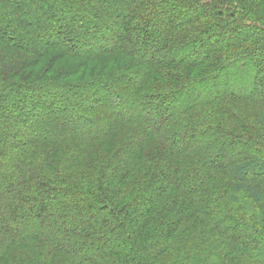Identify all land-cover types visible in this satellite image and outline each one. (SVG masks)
<instances>
[{"label": "trees", "instance_id": "16d2710c", "mask_svg": "<svg viewBox=\"0 0 264 264\" xmlns=\"http://www.w3.org/2000/svg\"><path fill=\"white\" fill-rule=\"evenodd\" d=\"M74 3L86 9L74 23L53 15L59 7L56 13L74 18ZM100 5L0 0V105L35 88V107L46 112L33 118L23 111L24 95L11 108L16 117L6 121L2 110L0 264H264V145L235 162L214 160L223 139L245 140L235 133L242 105L236 104L235 113L228 110L235 100L248 108L259 103L255 124L264 131V62L251 64L256 77L247 93L222 89L204 100L192 91L205 81L215 91L220 76L225 83L233 79L227 72L233 66L242 64L237 79L246 73L243 60L264 58V0H100ZM23 7L35 23L23 20ZM97 37L103 42L97 52L83 55L75 48ZM157 38L156 58L144 60ZM216 40L202 56L192 54ZM105 83L113 84L110 94L134 105L124 116L113 114L116 105L102 104L107 94L86 97V87L103 91ZM52 96L64 100L57 105ZM142 105L163 112L153 129L135 116ZM71 107L77 116L68 121L76 130L64 120ZM60 115L64 118L52 121ZM47 121L43 138L24 135L25 147L12 159L17 170L7 172L1 163L7 131L17 134L30 123L41 129ZM101 124L103 131L97 130ZM208 134L213 138L199 140ZM53 180L72 186L41 194L42 183ZM57 196L63 211L52 223L44 204L56 203ZM69 211L86 218L59 235ZM29 219L35 225L19 222Z\"/></svg>", "mask_w": 264, "mask_h": 264}, {"label": "rangeland", "instance_id": "374dc122", "mask_svg": "<svg viewBox=\"0 0 264 264\" xmlns=\"http://www.w3.org/2000/svg\"><path fill=\"white\" fill-rule=\"evenodd\" d=\"M85 1H89L90 3H92V5H96L98 7H101L100 5V0H85ZM58 3V0H55V4ZM27 7V6H26ZM74 9L71 11V13L74 15V18H70V15L64 13L63 11L60 13H56L57 11V8L59 10V7H54L53 10H54V16H56L57 18L60 19L61 22H67L69 21L70 23H74L76 19H79V16L80 15H85V6H81L79 5L78 3H74L73 5ZM22 10L24 11L25 15L23 16L24 17V21H30V23H35L36 20H38L37 18L35 19H31L32 17V12H28L27 8L23 7ZM169 16V15H168ZM0 21H4V15H0ZM15 23V22H14ZM8 24H11V23H7ZM12 25V24H11ZM104 28H111V26L109 24L107 25H103ZM109 26V27H108ZM15 27V26H14ZM93 27H90L89 30H92ZM109 28V29H110ZM108 30V29H107ZM110 32V33H109ZM109 32H106L105 35H108V38H110L111 36L110 35H114L112 34V31H109ZM13 34L15 35L14 37L17 38V32L16 30L14 29L13 31ZM52 36L50 38H47L48 40H52L51 39ZM53 38L56 39V37L53 36ZM231 36L230 35H227L226 37V41H221L222 43L226 44V43H229V40H230ZM53 39V40H55ZM97 39H99V41H97ZM86 39H84L85 41ZM83 41V44H76L75 48L77 49V51L83 55H88L92 52H97L98 51V48H99V44H101V46L103 45V42H102V37H97L95 39H92V41H90L89 43H84ZM159 42H160V38L158 39H153V41H151L150 43V49H149V53L147 54V56L144 58V60H146L147 58L154 56V58H156V53H157V49H158V46H159ZM106 47H109L110 44H107V43H104ZM215 44L217 45V40L214 41V42H204V44H202V47L199 48V50L197 51H193V53H199L198 55L202 56L204 54L205 51H207L209 48H214L216 47ZM186 54V52L184 53ZM192 54L190 53V57H192ZM255 62H258V63H261V62H264V58L263 56L261 55H258V56H254V57H249L245 60H243V63H244V68L242 70H244L246 73L244 75H242V77H239L237 79H235V75L239 72L240 70V67L241 65L238 63L236 64L235 66H233V70L231 69V71H227L228 73H230L232 76H233V79H231L229 82L225 83V80L223 78V76H220L217 81H216V87L217 89L214 91L212 87H210V84L205 81V83L202 84L201 82V85H203L204 87H201L199 85L193 87V90L192 91H195V92H198V94L200 93V96H201V99H204V100H208L210 99L214 92H220L222 89H225L227 92L231 93V94H238V93H247L248 91H250L253 86H252V83H253V80L255 79L256 77V74L252 71L251 69V64H255ZM240 66V67H239ZM242 68V67H241ZM134 74V73H133ZM104 90L101 91L100 89H97V91L95 92L94 89L95 87L93 88L92 86L91 87H86L85 89V95L86 97L88 96V99L92 98V96H97V95H105L107 94L108 98H105V97H102V104H113V105H116V108L112 111L113 114L117 117L118 115H125L127 114V110L131 107H133L134 105L133 104H130L128 103V100L125 98V100H119L115 94H110V92L113 90V84H107L105 83V85L103 84V87H102ZM263 88V91H264V83L262 84V87ZM88 90V92H87ZM107 91V93H106ZM95 92V93H93ZM190 93V92H189ZM19 95H15L13 94L10 101H5V100H2L1 102H3L1 105H0V120H2L5 116L2 114V110L4 112H6V115L8 116V118L6 119V121L8 119H10L11 117H16V114L13 113V110L11 109L12 106L15 104V102L17 100H19L22 96L24 98V103L22 106L23 111L27 112V114L29 113L33 118L36 117L37 114H41L43 113L44 111H42L41 108H36L35 107V104H34V100H35V97L37 96V93L35 91V88L33 89H28V90H22L20 93H18ZM36 94V96H34ZM49 99L51 98L55 104L57 105H60V103H62V101L59 102L57 96H52V97H48ZM104 98L106 99L104 101ZM48 99V100H49ZM42 100H47V98L43 97ZM88 102V101H86ZM238 105H242V111L241 113H238V111H236L235 113V106ZM245 103H240V102H237V100L234 101V103H232V105H229V108L228 110L232 111L233 113H235V115H237L238 118H236V121L238 122V126H237V129L235 133H238V134H244V141L240 140V141H235V140H232V139H223L222 143H221V147H220V150L222 152H218L216 153V157L214 158V160L216 159L217 162H220L221 164L222 163H228V162H235L236 160L238 159H241L243 157H247L249 156L250 154H252L253 152V148H256L257 146H260V145H264V131L261 129V131H259V129H257L256 127V124H255V117H256V111L258 109V105L259 103H253L254 105H251L249 108L245 105H243ZM83 106L85 107L86 110H89L91 109V106H87V103L83 104ZM72 107H71V111H67V115L66 116L68 119H64L65 120V123L67 124V126H69L72 130H76V128L78 129V127L76 126H72L68 120H70L71 118H74L77 116V114H73L72 113ZM31 112V113H30ZM33 112V113H32ZM35 112V113H34ZM122 112V113H121ZM46 113V112H44ZM26 114V115H27ZM80 117H83L84 116V113H78ZM234 115V114H233ZM10 116V117H9ZM127 116V115H126ZM135 116H139L138 118H141L142 119V123L143 124H146V126H148V130L153 129L154 127H156V125L159 123V121L162 119L163 117V112H157V111H150L148 109V106L147 105H142L140 110L137 112V114L135 113ZM6 118V117H5ZM4 118V119H5ZM64 117H62L61 115L60 116H55L54 118H51L52 121H55V120H59L60 119H63ZM35 120V119H34ZM9 121V120H8ZM43 120H38L36 123L40 122L42 123ZM51 121H47V126L45 127H41L40 129V125L38 124H28L27 126H25L24 128H22L20 130L19 133H15L14 131L15 130H8L7 131V134L4 136L6 137V140L8 142L7 143V148H5V154L4 156L2 157V161L1 163L4 164L5 166H7V172L9 171H13V170H17V166L14 164V162L12 161L13 158L16 159V157H18L20 155V153L22 152V149L25 147V137L24 135L26 134L27 136H32V135H36V133L39 134V138H43L45 135L44 134V131H46V127H50L49 125ZM105 124H101L97 127V130H102L104 129V126ZM37 126V127H36ZM69 127H66V129H68ZM71 129H68V131L71 132ZM3 130V129H2ZM56 130V129H55ZM93 130V129H91ZM90 133V132H89ZM19 134V135H18ZM85 135V134H84ZM91 134H89L90 136ZM51 137V136H50ZM46 138V137H45ZM212 135H207L206 136H203V138H200L199 140L201 141H204V142H207V140H210L212 139ZM20 144V148L18 150L17 149V145ZM13 145L14 148H11ZM12 149L14 151H12ZM16 150V151H15ZM218 154V156H217ZM254 154V153H253ZM219 157V159H218ZM46 182V181H45ZM44 186H42V190H40L41 194L45 195L47 194L46 192L48 191L47 188H49L50 190H54L55 192H58L59 191V188H60V185L64 186V187H70L72 186V184L67 181V180H64V181H60V180H53V182L51 184H45V183H42ZM39 185V183H38ZM36 185V186H38ZM17 188H18V184H17ZM75 188V187H74ZM76 189V188H75ZM57 202L56 203H53L51 204V201H46V203L44 204V206L46 207V210H47V217L49 219H51L52 223H57V219H58V215L60 214L61 211H63L62 207H60L58 205V203H60V199L59 197L57 196ZM11 199L9 198H6L5 199V203H8L10 202ZM97 214V213H96ZM74 214L69 211L67 212V214H65V219L63 218L61 221V223H59V228H58V232H59V235H62L61 233V230H65L67 229L69 226H71L72 224H74V222H77V221H81L84 220L86 218V214L85 213H82L81 216L79 217H75V215L73 216ZM92 217L96 216L94 214H91ZM19 222H22V224H24V227L27 226V227H31L32 225L29 224L30 222L31 223H34L32 219H29V220H21ZM35 225V223H34ZM57 226V225H56ZM17 229L19 230V228L17 227ZM57 237V236H56ZM55 238V237H54ZM23 257V255H21Z\"/></svg>", "mask_w": 264, "mask_h": 264}]
</instances>
